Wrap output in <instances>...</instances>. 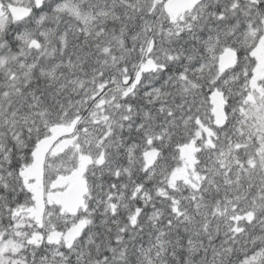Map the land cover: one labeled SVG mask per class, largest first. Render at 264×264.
<instances>
[{"label":"snow or ice","instance_id":"obj_1","mask_svg":"<svg viewBox=\"0 0 264 264\" xmlns=\"http://www.w3.org/2000/svg\"><path fill=\"white\" fill-rule=\"evenodd\" d=\"M0 264H264V0H0Z\"/></svg>","mask_w":264,"mask_h":264}]
</instances>
